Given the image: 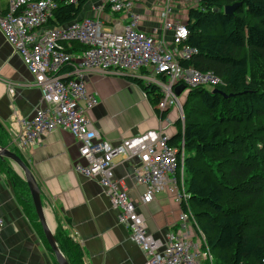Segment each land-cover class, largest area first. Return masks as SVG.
Listing matches in <instances>:
<instances>
[{
  "label": "built area",
  "instance_id": "2783aa9c",
  "mask_svg": "<svg viewBox=\"0 0 264 264\" xmlns=\"http://www.w3.org/2000/svg\"><path fill=\"white\" fill-rule=\"evenodd\" d=\"M79 1L8 0V7L0 13V28L34 76L45 105L31 119L22 120L13 144L27 149L48 133L68 130L79 140L80 153L87 161L77 170L104 188L111 206L118 211L119 221L146 253L145 264H213L214 255L187 189L184 138L173 144L172 136L160 127L124 138L116 145L103 139L88 115L98 100L86 81L92 75L129 76L156 85L162 93L158 109H177L184 129L185 94L199 86H211L213 90L221 84L213 72L180 64V59H191L198 49L184 44L189 30L171 15L174 11L180 13L177 6L183 1L195 5L202 0H164L160 21L164 33L172 32L170 43L164 33L156 40L140 30L145 10L139 9L141 4L135 0H101L92 5L88 17L66 24L52 22L59 7ZM77 44L86 48L76 49ZM181 84L186 89L177 96L175 87ZM132 159H136L132 176L140 189L137 194L115 172L119 162ZM162 191H167L180 207V228L164 239L149 232L142 210ZM2 223L0 219V229Z\"/></svg>",
  "mask_w": 264,
  "mask_h": 264
},
{
  "label": "trees",
  "instance_id": "16d2710c",
  "mask_svg": "<svg viewBox=\"0 0 264 264\" xmlns=\"http://www.w3.org/2000/svg\"><path fill=\"white\" fill-rule=\"evenodd\" d=\"M87 3L59 7L52 22L70 23ZM235 3L227 13L226 6ZM185 24L184 44L198 52L180 64L221 79L219 93L204 86L187 92L184 129L176 120L178 132L170 139L185 140L191 206L213 264H264V0H202L187 9ZM127 78L166 119L170 110L158 109L160 88ZM10 172L15 186L27 187ZM56 235L70 263L84 264L81 247L58 229Z\"/></svg>",
  "mask_w": 264,
  "mask_h": 264
},
{
  "label": "crops",
  "instance_id": "0c3cea01",
  "mask_svg": "<svg viewBox=\"0 0 264 264\" xmlns=\"http://www.w3.org/2000/svg\"><path fill=\"white\" fill-rule=\"evenodd\" d=\"M7 7L8 0H0V13ZM140 8L147 11L143 5ZM152 12L142 16L140 30L160 40L162 23L149 22ZM163 36L170 43L172 32ZM86 81L98 100L88 115L101 137L110 143L116 145L124 138L160 127L170 136L178 132L177 109L161 119L143 90L127 77L92 75ZM44 106L34 76L0 28V144L15 150L30 167L55 231L58 229L81 247L84 264H145L146 253L119 221L118 211L111 206L104 188L77 170V166L87 165L79 140L68 130L57 129L27 149L13 144L22 120L31 119ZM135 161L119 162L115 172L137 194L140 189L135 187L132 176ZM10 169L25 182L14 163L0 158V264H58L48 247L27 184L23 189L15 186ZM142 210L148 230L155 237L164 239L179 230L180 207L167 191L157 193Z\"/></svg>",
  "mask_w": 264,
  "mask_h": 264
},
{
  "label": "water",
  "instance_id": "95a60500",
  "mask_svg": "<svg viewBox=\"0 0 264 264\" xmlns=\"http://www.w3.org/2000/svg\"><path fill=\"white\" fill-rule=\"evenodd\" d=\"M239 4L235 3L233 5L226 6V12L231 13L233 12ZM186 89L184 84L178 85L175 87V93L177 96H181L183 91ZM213 93L221 92L220 89L215 88L212 90ZM0 158L2 159H9L12 163H14L22 173V177L24 178L30 195L32 199V203L34 206L35 213L37 215L38 221L42 228L43 234L49 243L53 253L56 256L58 264H71L68 257L66 256L59 240L56 235L55 227L52 225L45 208L44 200L42 197V190L39 186L32 170L22 157L12 148L9 146H5L0 144Z\"/></svg>",
  "mask_w": 264,
  "mask_h": 264
},
{
  "label": "rangeland",
  "instance_id": "374dc122",
  "mask_svg": "<svg viewBox=\"0 0 264 264\" xmlns=\"http://www.w3.org/2000/svg\"><path fill=\"white\" fill-rule=\"evenodd\" d=\"M95 2L99 3V2H101V0H90L85 5V7L83 8V11H82L81 15L79 16V19L80 18H85V17H88V16L91 15V13H92L91 8H92V5ZM135 3L136 4H141V5H143L147 9V11H144L142 13V15H149V11H152L153 10L152 16H151L150 21H149L151 24H158V23H160V11L162 10V7H160V6H161V3H162V0H135ZM180 5H184L183 6V10L182 9L180 10ZM192 5H194V3L184 2V1L181 2V3H179V5L177 6V8L180 11V13L176 15V13L174 11V13L171 15V18H174V19L179 20L180 22H183L184 16L187 14V13L186 14H184V13ZM174 8H176V6H174ZM119 15L120 14H118L114 18L117 19ZM142 19H143V17L141 18V21H142ZM206 87H208L209 89H212L211 86H206ZM187 95L185 94V99H183V102L186 100ZM174 109H175L174 107H171L170 114L174 111ZM184 118H185V112H184ZM177 120H178V118H177ZM184 121H185V119H184ZM182 122L183 121H181V124H182ZM196 240L200 242L199 239H196ZM214 262H215V257H214L213 263Z\"/></svg>",
  "mask_w": 264,
  "mask_h": 264
}]
</instances>
